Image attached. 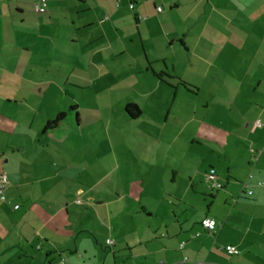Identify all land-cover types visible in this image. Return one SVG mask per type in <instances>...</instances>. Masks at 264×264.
<instances>
[{"label": "crops", "instance_id": "crops-1", "mask_svg": "<svg viewBox=\"0 0 264 264\" xmlns=\"http://www.w3.org/2000/svg\"><path fill=\"white\" fill-rule=\"evenodd\" d=\"M46 1L0 0V264H264V0ZM70 89L140 153H58Z\"/></svg>", "mask_w": 264, "mask_h": 264}, {"label": "rangeland", "instance_id": "rangeland-1", "mask_svg": "<svg viewBox=\"0 0 264 264\" xmlns=\"http://www.w3.org/2000/svg\"><path fill=\"white\" fill-rule=\"evenodd\" d=\"M68 93H70L71 95L67 96L68 100L65 101L66 104L71 103V105L76 104L79 106L78 113L80 119L82 120V125H83L79 129V131L84 139L82 142L76 141V138H74L76 135L72 133L73 131H71L70 133L71 134L70 138L62 134L61 131L59 130H55L56 133L54 131L50 132V133L54 132V137L62 139V144H60L61 140H59L60 143H57V146L59 147L57 148L58 153L63 154L62 149L64 148V146H66L70 151H72L74 148H77V150L80 151L79 154H82L83 158L86 159V162L89 166L94 164L95 154L96 155L102 154L104 158L109 157L111 161L110 156L113 153L114 154H120L121 152L124 154H128V153L134 154V152L135 154L140 153V151H137V147L143 144V139L140 135L131 134V132L137 130L130 127V125L127 124V122H125L126 118L122 116L124 113V109L122 110L121 108L122 111L120 110V112H116L117 108L114 106V110L112 111L107 110L103 112L102 110H99L95 106L96 96L90 94V90H86L85 95H81L80 93H77V91L74 89H70ZM63 95L64 94L62 93L61 95L57 96L60 101H62ZM122 97L115 96L114 99L116 100L114 101V103L115 104L120 103V105L123 102L125 103V99H123ZM132 97H134L136 101H139V103H142V101L135 94H133ZM108 112L109 115H111V113L116 114L113 117L117 121L109 122L107 120ZM66 113L68 115V111H66ZM71 117L73 118V116ZM114 130H118L119 134L114 133ZM125 136H129V138L132 137L130 139L134 140L135 142L134 146L130 145L129 143L130 139L127 140ZM118 143H120L119 146ZM121 145L124 147V149L123 150L121 149V151H119Z\"/></svg>", "mask_w": 264, "mask_h": 264}, {"label": "built area", "instance_id": "built-area-1", "mask_svg": "<svg viewBox=\"0 0 264 264\" xmlns=\"http://www.w3.org/2000/svg\"><path fill=\"white\" fill-rule=\"evenodd\" d=\"M34 8H35L36 12L44 11L47 8V1L46 0H37ZM130 8H132V5H130ZM161 10L162 9L160 6L156 8V11L158 13H160ZM254 127L260 128L261 127L260 121L254 122ZM252 154H254L253 151H252ZM205 182L208 184L209 188L213 191H219L223 188V185L218 181L217 173L214 169H210L206 172ZM7 183H8L7 176L4 173H1L0 174V202H8L7 199L5 198V195H4ZM262 185H264L263 182L258 183V186H262ZM246 193L248 195H251L252 191L247 190ZM14 209H17V206H14ZM201 226L205 231L212 233L215 231L217 224H216L215 220H213L211 218H205L202 220ZM195 236H198V234H196ZM108 243H109V241H108ZM183 244L184 243L180 244V247H182ZM224 251L229 256H238L240 254L239 250H237L234 246H231V245L225 246ZM57 264H64V260H61Z\"/></svg>", "mask_w": 264, "mask_h": 264}, {"label": "trees", "instance_id": "trees-1", "mask_svg": "<svg viewBox=\"0 0 264 264\" xmlns=\"http://www.w3.org/2000/svg\"><path fill=\"white\" fill-rule=\"evenodd\" d=\"M126 114L128 117L130 118H137L139 115V111L137 110V108L134 105H128L126 107ZM63 119V114H58L55 118V120L53 122H51L50 124H48L46 129H51L54 126H56L60 121H62Z\"/></svg>", "mask_w": 264, "mask_h": 264}]
</instances>
